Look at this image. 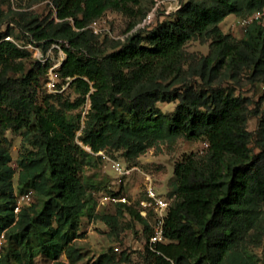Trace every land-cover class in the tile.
<instances>
[{
	"label": "trees",
	"instance_id": "obj_1",
	"mask_svg": "<svg viewBox=\"0 0 264 264\" xmlns=\"http://www.w3.org/2000/svg\"><path fill=\"white\" fill-rule=\"evenodd\" d=\"M51 1L56 12L44 19L22 10L3 16L0 9V29L11 20L16 27L7 35L22 44L45 51L62 45L67 58L58 73L78 93L72 101L49 92L42 82L47 66L37 60V68L27 71L32 51L12 41L0 43V128L23 134L17 189L32 191L39 200L15 212L17 170L4 139L0 235L10 247L0 263L34 264L44 255L51 264H78L85 257L75 243L82 218L94 212L83 169L102 159L101 151L123 150L136 162L160 142L182 136L208 146L202 155H186L175 165L167 241L151 247L154 227L124 202L116 215L97 217L117 235L125 209L141 221L149 264H260L250 248L264 240V125L256 141L249 129L256 111L248 97L235 92L243 74L253 84H264V0H184L165 14L168 19L151 21L125 40H101L91 25L109 10L137 16L134 6L140 0ZM140 14L127 31L149 13ZM230 14L253 17L240 40L221 28ZM191 40L210 41L209 53L200 58L188 53ZM88 99L91 108L83 124L82 113L70 112ZM166 101H178L173 112L159 107ZM127 262L130 256L122 251L120 257L103 253L92 264Z\"/></svg>",
	"mask_w": 264,
	"mask_h": 264
},
{
	"label": "rangeland",
	"instance_id": "obj_2",
	"mask_svg": "<svg viewBox=\"0 0 264 264\" xmlns=\"http://www.w3.org/2000/svg\"><path fill=\"white\" fill-rule=\"evenodd\" d=\"M184 0H140V4L135 5L138 12L137 16H129L122 12L109 10L99 20L95 21L91 27L96 34H99L101 40L105 38L115 40H125L128 35L135 32L151 21H162L165 14L176 11ZM0 9L3 16H7L12 10L30 11L40 19H44L50 13L56 12L54 3L51 0L33 1V0H0ZM142 12H148L147 21L143 20L131 31H127L129 24L132 21L140 20ZM257 14L255 17H260ZM253 17H240L236 14L228 15L220 24L222 30L226 34H230L236 39L244 38L246 29ZM146 21V22H145ZM264 23V21H263ZM16 27V24L11 20L6 22L1 27L2 35L7 36L9 28ZM97 32H96V31ZM20 34L18 31H16ZM15 40L16 37L11 35ZM23 41V39H22ZM32 55L27 58V71L38 66L37 60L42 62L45 70V77L42 79L47 90V82L50 77L57 82L59 93H62L65 99L74 101L78 97V93L71 86V82L62 79L59 76V70L62 62L67 58V54L61 48L54 46L47 51L37 46H29ZM56 47V48H55ZM188 53L200 58L207 55L210 51V41L202 43L199 40H191L185 46ZM187 67V66H186ZM37 68V67H36ZM44 86H41V94L45 93ZM50 92V91H49ZM53 92V91H51ZM236 95L248 97L251 100L250 108L256 111V115L249 120V129L254 132L256 141L262 139V126L264 125V84L251 83L246 74H243L242 85L236 89ZM178 101L159 102L158 105L162 111L171 113L175 110ZM91 108V101L76 110L70 112L71 115L83 114V124L85 116ZM81 135V130L78 131ZM8 139L11 155L13 157V166L17 173L14 177L15 194L17 200L21 193L17 189L19 166L17 159L23 147V134L12 129L2 130L0 128V142ZM84 148L91 151L90 146H85L81 141H78ZM208 144L204 140H188L185 137H178L173 140L160 142L158 146L149 149L145 154L137 159L136 162L128 161L123 153V150H108L101 151L98 155H102V159L96 162L95 165L86 166L81 172L84 181L90 186L89 192L93 197V216L88 215L82 218L79 232L82 234L76 239V245L82 250L85 257L78 264H92L101 254L106 252H114L120 257L122 251H127L130 256V262L123 264H149L146 260V245L147 239L145 234L144 224L136 219L127 209L124 215L120 217L121 230L117 235L112 232L111 226L98 215H116L119 203L124 202L128 206L140 211L152 227L155 226V213L141 211L143 209L142 201H149L148 189L152 186L155 191L164 197H168L170 201H175L176 197L173 192L175 165L181 161L184 156L189 154L202 155ZM256 150L261 149L256 144ZM26 193V192H25ZM37 197L32 192V201L23 202L22 208L35 202L38 203ZM167 241V240H166ZM10 247L3 235H0V256ZM251 251L255 253L260 264H264V240L260 246H251ZM67 260L66 256L61 257ZM1 264V263H0ZM10 264H17L12 260ZM34 264H51V261L44 255L36 258Z\"/></svg>",
	"mask_w": 264,
	"mask_h": 264
},
{
	"label": "built area",
	"instance_id": "obj_3",
	"mask_svg": "<svg viewBox=\"0 0 264 264\" xmlns=\"http://www.w3.org/2000/svg\"><path fill=\"white\" fill-rule=\"evenodd\" d=\"M57 20H59V19L57 18ZM146 21H147V19H146ZM3 41L15 42L22 48L30 49L29 46H32V45L41 48L40 46L35 45V44H27V45L22 44L20 41L15 40L10 35H7V36H4L3 38H1L0 43ZM54 46H56L57 48H61L63 50V47L60 43H54L51 47L53 48ZM62 64H63V62H62ZM47 86H48V89L50 88L49 89L50 92L51 91L58 92V90H56L57 82L54 78L50 77L49 81L47 82ZM148 198H149V201H146V200L142 201L143 209L141 211H143V212L145 211L146 213H147V211L148 212L153 211L155 213V226H154L155 233L150 240L151 247H153L152 245L154 243L166 241V238L164 235V228H165L166 218L168 216L172 201H170L168 199V197H164L161 194L157 193L152 186H150L148 189ZM27 201H29V202L32 201V191L26 192V193L19 196V198L17 200V205L15 207V212H17V213L20 212L22 209V203L27 202Z\"/></svg>",
	"mask_w": 264,
	"mask_h": 264
},
{
	"label": "water",
	"instance_id": "obj_4",
	"mask_svg": "<svg viewBox=\"0 0 264 264\" xmlns=\"http://www.w3.org/2000/svg\"><path fill=\"white\" fill-rule=\"evenodd\" d=\"M91 101V100H90Z\"/></svg>",
	"mask_w": 264,
	"mask_h": 264
}]
</instances>
